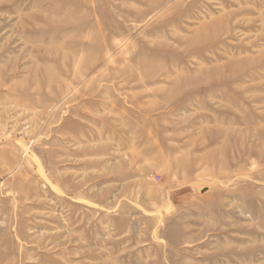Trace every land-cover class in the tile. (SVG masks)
Returning <instances> with one entry per match:
<instances>
[{
  "label": "rangeland",
  "instance_id": "1",
  "mask_svg": "<svg viewBox=\"0 0 264 264\" xmlns=\"http://www.w3.org/2000/svg\"><path fill=\"white\" fill-rule=\"evenodd\" d=\"M0 264H264V0H0Z\"/></svg>",
  "mask_w": 264,
  "mask_h": 264
},
{
  "label": "bare ground",
  "instance_id": "2",
  "mask_svg": "<svg viewBox=\"0 0 264 264\" xmlns=\"http://www.w3.org/2000/svg\"><path fill=\"white\" fill-rule=\"evenodd\" d=\"M11 132V131H10Z\"/></svg>",
  "mask_w": 264,
  "mask_h": 264
}]
</instances>
